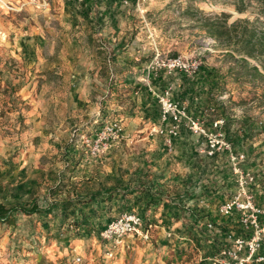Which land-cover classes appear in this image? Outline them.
Listing matches in <instances>:
<instances>
[{"label":"rangeland","instance_id":"374dc122","mask_svg":"<svg viewBox=\"0 0 264 264\" xmlns=\"http://www.w3.org/2000/svg\"><path fill=\"white\" fill-rule=\"evenodd\" d=\"M197 11L227 12L230 22L237 18L252 20L256 5L251 3L247 10L239 12L234 0H84L81 3L63 0L62 34L52 35L43 44L40 54L43 59L23 58L3 65L19 78H15L14 84L0 79V202L25 206L36 202L40 208L50 206L56 212L64 200L100 187L103 182L86 176L106 173L112 156L121 157L123 166L127 158L130 160L134 145L139 146L154 136L163 139L154 131L159 124L141 133L127 131L141 123L138 117L125 115L122 109L124 104L129 105L130 86L118 84L110 89L96 81L75 82L71 74L75 67L81 74L91 73L97 57L104 60L124 57L130 62L131 70L137 71L136 63L147 67L156 54L163 59L180 55L186 60H200V66L226 68L223 47L197 25L193 15ZM67 13L72 17L67 18ZM53 28L58 32L59 21ZM119 42L121 46H116ZM113 46H116L115 54ZM198 71L188 75L179 70L167 73L157 69L155 73L146 71L144 77L146 82L149 76L152 85L153 77L160 73L178 72L192 78ZM261 91L260 85L252 87L228 81L226 90L218 96L226 108L219 115L224 120L220 131L231 143L234 154L242 155L238 162L240 169L258 175V185L252 187L257 197L264 186ZM111 120L122 125V137L103 152L91 155L90 146L96 133ZM206 124H210L207 119ZM199 140L204 143L202 138ZM206 156L219 164L213 167L206 161L201 171L196 167V174H207L203 175L207 181L190 182L195 197L200 190H209L210 185L216 184L214 176L228 175V181L234 183L226 151ZM65 162L67 169L63 166ZM123 182L121 178L118 183L124 186ZM57 184L64 185L55 188ZM234 187L235 184L231 185L225 193L230 195ZM182 198L189 197L186 194ZM114 210L109 215L111 218L118 214ZM43 221L39 213L30 218L18 216L15 226L0 225V264H113L117 259L115 248L112 259L106 260L111 247L100 238L98 229L81 239L67 241L60 237L54 225L45 227ZM171 232L152 225L149 238H138L133 248L127 249L122 264H157L163 240L171 239ZM172 244L173 241L169 242L163 251L166 264H170L167 258L172 254ZM77 257H81L80 263Z\"/></svg>","mask_w":264,"mask_h":264},{"label":"crops","instance_id":"0c3cea01","mask_svg":"<svg viewBox=\"0 0 264 264\" xmlns=\"http://www.w3.org/2000/svg\"><path fill=\"white\" fill-rule=\"evenodd\" d=\"M45 1L46 4H42L40 0H0V79L2 82L6 81L14 84L15 78H19L16 73L10 74L9 70L3 66L6 62L10 63L12 60L21 61L23 58L24 60H30L31 58L43 59L40 55L43 51V44L47 43L52 35L62 34L60 31H62L61 27L63 25V0ZM66 16H68L67 18L72 17L69 13ZM58 21L60 28L57 32L56 28H53V24ZM120 44L121 42L116 44V46ZM116 46L112 48L113 54L116 53ZM119 59L121 60H117L116 58L104 60L97 57L93 62L91 73L81 74L75 67L71 77L75 79V82L91 80V83L96 81L108 86L109 82L112 81L113 85L135 86L127 93L129 105L124 104V108L122 109H124L125 115L128 113L131 117H138L141 123L136 124L135 128H130L127 131H137L139 133L147 131L148 128L159 124L158 103L146 85L144 77V75L149 73L148 68L144 64L136 63L137 71H133L131 70L130 62L126 58L120 57ZM9 79L13 81L11 82ZM152 83L151 87L154 91H168L170 96L181 102L190 113L198 115L205 113L209 123L219 117V114L213 109L212 104H208L211 98L207 93L206 83L198 82L194 77L189 78L178 72H175L173 75L165 73L157 74L153 77ZM138 145L133 146V151L129 157L130 160L127 158L123 166L121 157L112 156L108 162L109 167L106 173L98 172L95 175L90 174L86 176L87 178L90 177L92 181L100 180L103 183L100 184V187L91 190V192H84L77 196L89 193L103 194L115 189H127L132 193L130 196L133 197L142 187L149 186L163 197L158 202L159 205L156 207V210L153 208L147 210L150 218L158 217L152 225L155 228H161L163 231L165 228L170 229L172 230L170 235H173L171 239L163 240L165 243L162 244L160 249L161 254L157 260V264H166L164 260L165 253L163 251L171 241H173L171 256H174V258L180 252L182 245L185 244L186 247H189L188 250L194 252V258L189 260L188 264H209L207 258H200V255L206 256L210 254L217 245L224 241L222 229L225 230V217L217 213V203H213L205 194L203 195L205 190H200L199 196L195 197V194L190 191L189 184L191 181H196V179L200 183L207 181L206 177L203 176L207 174H201V172L196 174V167H198V171H201V168L205 166L204 162H210L208 165L213 167H216L219 162L214 160V158H208L204 153L203 141L201 142L198 136L191 134L184 128H181L179 131V136L174 140L171 150H169L163 139L156 136ZM201 153H204V159L200 157ZM127 160L129 162H126ZM66 164L68 163L65 162ZM65 165L63 166L65 167ZM126 165L130 166V168L127 169ZM222 175L214 176L217 180L216 184L210 185L211 188L215 187L218 183L228 182L230 177ZM120 177L125 181L123 182L124 186L118 183L121 179ZM64 180L69 179L65 178ZM198 187L200 188L201 186L199 185ZM186 194L189 198H182ZM177 197H179L180 201L182 200L181 203L184 208L197 207L203 210V212L210 213L212 220L203 217L198 221V226L205 227V220L215 222V229L208 231L205 235L198 238L201 245L195 239H191L183 233L185 227L190 229L192 226L187 217L181 215L175 218L172 216L175 211L170 215V211L165 210L163 203L169 202L170 199H173L172 202L176 203ZM141 204L139 203L134 206L127 205L126 208L138 212ZM113 209L114 207L112 211ZM115 210L119 213L117 209ZM164 212V217H160L161 213ZM109 219H111V216H109ZM231 225L234 227L235 224L232 223ZM137 239H128V248L121 247L116 249L114 257L117 256V259H115L113 264H122L124 262L127 249L133 248ZM105 257L106 260L112 259V256ZM76 261L80 263L81 257H77ZM173 261L169 263L174 264Z\"/></svg>","mask_w":264,"mask_h":264},{"label":"trees","instance_id":"16d2710c","mask_svg":"<svg viewBox=\"0 0 264 264\" xmlns=\"http://www.w3.org/2000/svg\"><path fill=\"white\" fill-rule=\"evenodd\" d=\"M251 3L256 5V16L252 20L237 18L230 22V15L227 12L203 14L197 11V13H193L197 25L204 33L223 47V56L228 62L226 68L203 64L199 67L197 75L194 76L196 81L207 84V93L211 98L208 104L211 103L213 109L219 115H223L226 108H224V103L219 100L218 96L224 88L226 90L228 81L249 84L252 87L260 85L262 88L261 94L264 95V0H234V6L239 12L247 10ZM251 61H255V64ZM108 87L115 89L112 81L109 82ZM134 87L133 85L130 86L129 90ZM227 136L229 135L227 134ZM175 139H173V142ZM65 169H67V164ZM257 176L255 175L256 178ZM233 184L231 181L217 184L215 187L205 190L203 195L205 194L213 203L218 204L224 199L225 195H229L227 191L225 193V190ZM60 185L64 184H57L55 188L60 187ZM131 194L127 189H115L103 194H83L71 200H64L56 212L50 206L40 208L36 202H33L30 206L22 204L5 205L0 202V225L15 226L18 216L30 218L40 213L44 218L43 225L45 227L54 225L60 237L62 235L63 239L70 241L73 238L81 239L95 229L102 230L110 220L109 215L113 207L121 212L128 210L127 205L134 206L142 203L138 213L143 217L145 227L149 225L152 227L153 222L156 220H152L148 216L147 210L149 208L156 210L159 205L158 202L163 197L149 186L142 187L133 197L130 196ZM177 198L176 203L172 202L173 199L164 202L165 210L170 211V215L175 211L172 214L175 218L181 215L187 217L192 226L190 229L185 227L183 233L189 238L195 239L201 245L198 238L210 230L198 226V221L203 217L212 220L210 213L203 212L197 207L184 208L181 203L182 200L180 201L179 197ZM164 215L165 212L161 213L160 217H164ZM228 220L226 219L225 222H228ZM213 223L215 224V222ZM222 231L225 230L222 229ZM188 248L185 244L182 245L176 257L170 255L167 262L174 260V264L187 263L194 258V252L188 250ZM38 262L40 263L41 260H38Z\"/></svg>","mask_w":264,"mask_h":264},{"label":"built area","instance_id":"2783aa9c","mask_svg":"<svg viewBox=\"0 0 264 264\" xmlns=\"http://www.w3.org/2000/svg\"><path fill=\"white\" fill-rule=\"evenodd\" d=\"M46 4L45 0H40ZM78 3L84 0H75ZM201 61L197 59L186 60L182 56L160 58L158 54L147 66L149 73H155L157 69H163L167 73L179 70L185 74H195ZM146 84L155 96L159 107V126L155 133L163 137L164 142L171 150L173 139L177 137L181 128L204 140V152L208 156L225 151L231 163L234 173V190L216 206L219 215L229 219L225 222L224 241L217 245L210 254L200 255L206 257L209 264H264V186L259 191V197L255 195L252 187L257 186L253 173L240 169L238 166L242 155L234 154L231 143L220 131L223 118H215L206 124V115L201 113L193 115L178 100L173 99L168 91L156 92L150 85L149 76ZM123 135L122 125L111 120L106 122L90 146V154L97 155L103 152L111 142L120 139ZM234 223L233 225H231ZM207 230L215 229L212 221L205 220ZM151 225L145 227L143 217L132 210H124L111 218L99 232L100 238L109 244L111 249L107 254L112 256L113 249L128 248V239L149 238Z\"/></svg>","mask_w":264,"mask_h":264}]
</instances>
